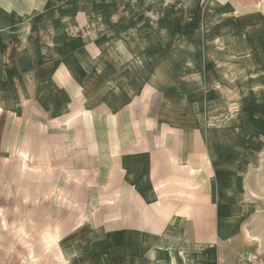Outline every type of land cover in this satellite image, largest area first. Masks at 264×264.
<instances>
[{
  "label": "crops",
  "instance_id": "obj_1",
  "mask_svg": "<svg viewBox=\"0 0 264 264\" xmlns=\"http://www.w3.org/2000/svg\"><path fill=\"white\" fill-rule=\"evenodd\" d=\"M256 131L264 0H0V155L66 133L106 166L111 200L65 264L264 256Z\"/></svg>",
  "mask_w": 264,
  "mask_h": 264
},
{
  "label": "rangeland",
  "instance_id": "obj_2",
  "mask_svg": "<svg viewBox=\"0 0 264 264\" xmlns=\"http://www.w3.org/2000/svg\"><path fill=\"white\" fill-rule=\"evenodd\" d=\"M56 135L48 144L43 136L22 140L0 155V264H65L62 245L111 200L104 162L85 160L66 133L64 143ZM255 135L242 144L245 156H264V147H251L264 131ZM250 163L254 186L264 189V159Z\"/></svg>",
  "mask_w": 264,
  "mask_h": 264
},
{
  "label": "built area",
  "instance_id": "obj_3",
  "mask_svg": "<svg viewBox=\"0 0 264 264\" xmlns=\"http://www.w3.org/2000/svg\"><path fill=\"white\" fill-rule=\"evenodd\" d=\"M237 264H264V256L258 252L245 251L238 257Z\"/></svg>",
  "mask_w": 264,
  "mask_h": 264
}]
</instances>
